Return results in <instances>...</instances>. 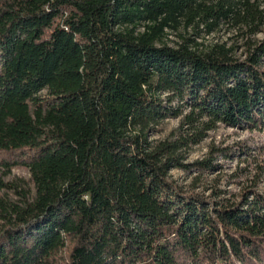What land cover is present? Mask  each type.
<instances>
[{
  "label": "trees",
  "instance_id": "1",
  "mask_svg": "<svg viewBox=\"0 0 264 264\" xmlns=\"http://www.w3.org/2000/svg\"><path fill=\"white\" fill-rule=\"evenodd\" d=\"M220 125L264 128V0H0V264H264L263 194L171 176Z\"/></svg>",
  "mask_w": 264,
  "mask_h": 264
},
{
  "label": "rangeland",
  "instance_id": "2",
  "mask_svg": "<svg viewBox=\"0 0 264 264\" xmlns=\"http://www.w3.org/2000/svg\"><path fill=\"white\" fill-rule=\"evenodd\" d=\"M229 37L233 39L232 35L220 36L223 41L229 40ZM262 37L263 34H258L255 38ZM233 40L235 42V39ZM242 43L238 40L236 44L240 48ZM237 53H240V50ZM176 126L177 120L165 121L159 127V134L155 138L166 136ZM212 148L223 151L228 156L220 153L213 155L215 159L213 172L199 174L197 171L191 173L172 171V178L182 186H189L198 176L202 189L206 186L216 187L235 201L240 199L247 188H253L255 192L264 195V128L241 131L220 125L209 134L206 141L192 151L188 162L205 159ZM12 178L28 180V174L23 168H14L8 177L0 171L2 182Z\"/></svg>",
  "mask_w": 264,
  "mask_h": 264
}]
</instances>
